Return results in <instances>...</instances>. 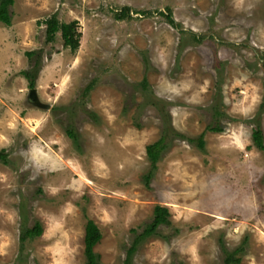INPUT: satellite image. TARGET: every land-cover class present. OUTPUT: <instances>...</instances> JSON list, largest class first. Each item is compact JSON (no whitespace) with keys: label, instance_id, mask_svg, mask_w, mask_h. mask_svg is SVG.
<instances>
[{"label":"rangeland","instance_id":"374dc122","mask_svg":"<svg viewBox=\"0 0 264 264\" xmlns=\"http://www.w3.org/2000/svg\"><path fill=\"white\" fill-rule=\"evenodd\" d=\"M9 10L0 264H85L86 218L101 232L99 264H223L221 245L243 248L239 264H264V152L251 139L258 124L264 140V0H13ZM52 14L77 21L76 50L59 33L46 41ZM164 127L147 182L145 146ZM156 205L168 223L125 263ZM35 222L41 234L21 243Z\"/></svg>","mask_w":264,"mask_h":264},{"label":"trees","instance_id":"16d2710c","mask_svg":"<svg viewBox=\"0 0 264 264\" xmlns=\"http://www.w3.org/2000/svg\"><path fill=\"white\" fill-rule=\"evenodd\" d=\"M13 4V0H0V23L4 25H10L11 23V13L9 7ZM118 17L122 16V13L117 15ZM169 21L172 22L170 16L167 17ZM45 25V39L47 42H51L55 34L59 33V36L62 40L63 46L68 47L71 51L77 49L79 44V37L80 32L78 30V23L75 20L70 22H59L54 14L50 15L44 20ZM34 54L33 51L25 52L27 57H31ZM22 74L28 80V86H33V78L32 74L24 70ZM143 84L145 82L143 81ZM264 107V93L262 100L259 104V110L263 109ZM163 122L167 123V119H163ZM211 131H220V128L217 126L209 127ZM68 137L73 138V134L70 130L66 131ZM167 139V129L164 127L161 130V134L159 137L152 143H149L145 146V156L149 161L150 169L148 174L145 176L146 181L148 182L150 173L153 168H155V164L158 161L160 154L162 153L163 149L165 148V140ZM251 139L254 146L261 151L264 152V140L262 135V130L258 124L252 129L251 131ZM199 142H201L200 137L198 138ZM0 162L3 164L7 163V153L5 150L0 149ZM168 223V210L166 207L156 205L153 208L152 218L151 221L146 224L140 233L133 239V243L130 247L126 250V257L125 263L128 262L130 256L136 250V246L138 243L143 241L146 237L155 234L159 225L167 224ZM41 226L38 222H35L32 227L25 228L23 232L19 235V241L22 243L25 238H33L39 236L41 234ZM101 237V232L98 226L90 219L86 218L84 224V231H83V255L85 259V264H99L98 263V255L93 251L94 245L99 241ZM224 253L223 264H239V257H235L234 255L237 252L243 250L241 246L236 247L233 250H227L223 248L221 245Z\"/></svg>","mask_w":264,"mask_h":264},{"label":"water","instance_id":"95a60500","mask_svg":"<svg viewBox=\"0 0 264 264\" xmlns=\"http://www.w3.org/2000/svg\"><path fill=\"white\" fill-rule=\"evenodd\" d=\"M31 92H33V91H31Z\"/></svg>","mask_w":264,"mask_h":264}]
</instances>
